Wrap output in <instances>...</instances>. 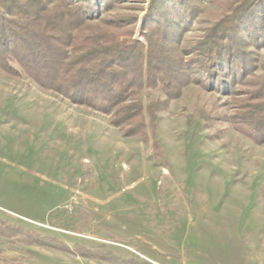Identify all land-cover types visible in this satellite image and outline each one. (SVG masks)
I'll use <instances>...</instances> for the list:
<instances>
[{"label": "rangeland", "instance_id": "obj_1", "mask_svg": "<svg viewBox=\"0 0 264 264\" xmlns=\"http://www.w3.org/2000/svg\"><path fill=\"white\" fill-rule=\"evenodd\" d=\"M150 1L123 0L103 17L126 19L146 49ZM228 2L200 0L184 41L202 39ZM256 56L254 79L264 80V48ZM244 99L189 84L150 116L164 96L145 75L135 97L144 129L125 136L135 122L113 126L0 72V223L116 258L0 238V264H264V145L216 120Z\"/></svg>", "mask_w": 264, "mask_h": 264}, {"label": "trees", "instance_id": "obj_2", "mask_svg": "<svg viewBox=\"0 0 264 264\" xmlns=\"http://www.w3.org/2000/svg\"><path fill=\"white\" fill-rule=\"evenodd\" d=\"M121 1L0 0V72L24 75L45 91L110 117L113 126L135 122L125 136L144 129L135 97L145 75L147 87L160 86L164 96L157 109L147 108L150 116L166 110L189 84L244 96L236 111L217 123L264 145V80L253 74L256 53L264 48V0L226 3L222 17L194 43L183 38L202 12L200 0H151L141 24L146 49L126 34L131 24L126 19L103 17ZM0 238L116 261L4 223Z\"/></svg>", "mask_w": 264, "mask_h": 264}]
</instances>
